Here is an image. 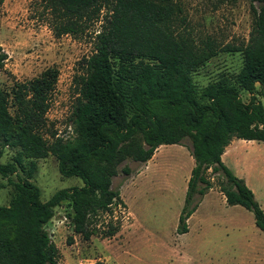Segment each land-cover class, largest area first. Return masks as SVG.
Wrapping results in <instances>:
<instances>
[{
    "label": "trees",
    "instance_id": "obj_1",
    "mask_svg": "<svg viewBox=\"0 0 264 264\" xmlns=\"http://www.w3.org/2000/svg\"><path fill=\"white\" fill-rule=\"evenodd\" d=\"M37 9L55 38L84 35L97 21L101 30L93 54L82 58L74 77V143L53 147L45 138L46 114L58 79L55 67L15 82L9 91L0 88V145L20 150L15 165L0 164V176L11 187L8 205L0 206V264H58L57 247L46 230L57 208L70 209L74 234L89 241L96 234L90 230L92 217L121 204L110 187L116 164L125 158L147 163L158 147L180 145L184 139L191 143L194 167L177 233L187 232L186 221L211 189L208 171L222 176L218 186L226 204L252 212L255 226L264 232V212L253 193L221 161L234 139L264 142V109L258 99H264L263 11L256 17L250 44L241 50L240 72L198 90L191 75L217 50L208 41H200L202 48L194 46L180 2L39 0ZM5 60L1 54L0 69ZM242 92L249 95L247 103ZM51 148L60 174L81 179L83 186L59 191L43 202L28 182L32 174L22 181L17 168L23 158H44ZM123 172L128 174L127 169ZM111 223L106 224L108 237L117 232ZM66 243L71 245L72 237Z\"/></svg>",
    "mask_w": 264,
    "mask_h": 264
},
{
    "label": "rangeland",
    "instance_id": "obj_2",
    "mask_svg": "<svg viewBox=\"0 0 264 264\" xmlns=\"http://www.w3.org/2000/svg\"><path fill=\"white\" fill-rule=\"evenodd\" d=\"M176 1L182 4L194 46L202 48L200 41H208L217 50L191 75L196 89L222 76H236L243 66L241 50L255 34V20L264 12V4L257 0ZM38 2H0V55L6 56L0 69V88L9 91L15 82H25L55 67L58 79L46 114L45 138L47 145L62 147L77 140L72 114L77 97L74 77L82 58L93 54L101 22L90 25L84 35L55 38L39 16ZM225 47L234 51L227 52ZM241 99L247 103L248 93L242 92ZM258 99L264 109V99ZM50 133L52 137H48ZM190 148L189 139H184L180 145L163 146L151 162L125 158L116 164L110 187L121 204L92 217L90 230L95 229L96 234L89 241L74 234L70 209L57 208L46 230L57 247L58 264H264V232L255 226L252 212L226 204L218 186L224 180L211 171L207 172L211 189L186 221L187 232L177 233L194 167ZM19 151L0 145V164L15 165ZM221 161L244 181L264 212V142L234 139ZM20 168L18 178L25 181L32 174L28 182L38 189L43 202L59 191L83 186L81 179L60 174L53 148L44 158H23ZM17 176L10 179L16 181ZM228 190H233L232 186ZM10 197L8 180L0 176V206H7ZM109 222L117 226L111 237L107 236ZM67 237H72L71 245L66 243Z\"/></svg>",
    "mask_w": 264,
    "mask_h": 264
},
{
    "label": "crops",
    "instance_id": "obj_3",
    "mask_svg": "<svg viewBox=\"0 0 264 264\" xmlns=\"http://www.w3.org/2000/svg\"><path fill=\"white\" fill-rule=\"evenodd\" d=\"M249 142H253V141H249ZM163 146H168V145H162V146L158 147L157 150L154 152L152 158H151L148 162H151V161L156 157V155L161 151V148H162ZM230 146H231V143L229 144V146H228L226 149H228ZM226 149H225V151H226ZM224 153H225V152H224ZM223 155H224V154H223ZM223 155H222V156H223ZM221 159H222V157H221ZM148 162H147V163H148ZM222 196H223V195H222ZM224 199H225V198H224Z\"/></svg>",
    "mask_w": 264,
    "mask_h": 264
}]
</instances>
